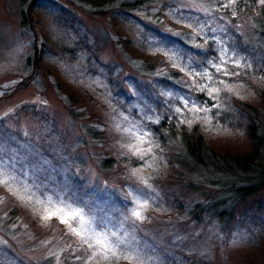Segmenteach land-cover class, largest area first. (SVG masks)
<instances>
[{
	"label": "rangeland",
	"instance_id": "rangeland-1",
	"mask_svg": "<svg viewBox=\"0 0 264 264\" xmlns=\"http://www.w3.org/2000/svg\"><path fill=\"white\" fill-rule=\"evenodd\" d=\"M235 2L157 0L111 16L78 0H41L30 15L22 0H0V264H168L166 253L264 264V190L239 204L227 197L230 220L213 216L207 201L226 198L222 176L182 164L180 136L161 124L199 123L222 153L250 149L216 115L227 99L264 119L263 3L239 15ZM176 38L214 49L199 57ZM81 41L104 66L75 54ZM198 204L208 211L195 213Z\"/></svg>",
	"mask_w": 264,
	"mask_h": 264
},
{
	"label": "trees",
	"instance_id": "trees-1",
	"mask_svg": "<svg viewBox=\"0 0 264 264\" xmlns=\"http://www.w3.org/2000/svg\"><path fill=\"white\" fill-rule=\"evenodd\" d=\"M82 5H86L94 14H101L103 12L109 13L111 16L114 13H135V11H140L143 8H149L151 4H155L157 0H78ZM41 0H22L23 6L28 4V15L34 13V10H38L40 8ZM262 7L259 9L264 12V0H262ZM237 9L236 13L241 15L245 13H250L258 7L259 0H236L235 2ZM253 9V10H252ZM23 10V9H22ZM129 17H133L134 14H131ZM24 14V12H23ZM102 15V14H101ZM133 19V18H131ZM135 21L140 20L134 19ZM142 26L148 27L149 30H152L154 26H147L142 23ZM154 30H158L153 28ZM236 33L232 31V34ZM236 42L238 43L240 49L242 51L252 52L254 48L243 45L242 38L239 34H235ZM175 42L178 43L179 46H183L184 50L187 52H191L193 54H197L199 57H203L207 55V51H213L214 42L210 41L206 44V48L204 51H198L194 47H190L180 38L174 39ZM77 47V48H76ZM68 51H75V54L80 52L81 55H87L88 64L96 63L105 65L97 55L95 54V50L93 46H90L88 43L81 41L78 45ZM63 49H66L63 47ZM69 54H72L69 52ZM74 54V53H73ZM42 51H38L36 49L35 52V63L44 62ZM77 55V54H76ZM31 58V57H29ZM29 64H31V59L28 60ZM99 62V63H98ZM107 66V65H106ZM258 72H264V65L259 66ZM83 108L87 109V106H83ZM254 112L257 111L252 108L250 105H243L242 102L237 101L233 102L230 100H225L224 103H221L216 108V115L218 116L220 122L227 125L231 129H239L244 131L247 136L250 149L246 152H220L215 149L212 145V142L208 140V135L206 131L200 126L199 123H194L191 126H187L185 124H181L180 127L175 124L176 117L172 116L171 121H167L166 117L161 122V124H165V128L170 132V136H180V146L182 147V153L179 155V161L192 170H208L209 172H213L218 176H222V185L221 190L222 193L226 195L225 199H221L218 197V200L214 203V206L209 204V200L207 201V206L211 208L210 212L214 214L222 220H230L233 215V209L235 206H228L226 202L230 200L232 197L236 200V203L244 202L246 199L251 196L257 194L258 192L264 190V119L262 116L256 115ZM90 113V112H89ZM94 113L91 112L90 116ZM100 124V121L98 122ZM88 131L91 136L97 140L98 146H103L102 144H106V132L104 129L102 131L95 129L91 125H87ZM163 134V133H162ZM162 143L164 145L165 139L164 135H162ZM94 142V143H96ZM102 143V144H101ZM96 144V145H97ZM99 150V152H98ZM97 150V159L101 163V165L105 168L111 167L114 163L113 158H109L110 153H107L106 150L98 149ZM235 175H252L253 179L250 177L248 182L245 183H231L228 179V176ZM226 178V179H225ZM247 179V177H241ZM229 200H228V198ZM227 199V200H226ZM173 203L178 202L177 199L173 198L171 200ZM182 206V203H179ZM203 204V203H201ZM198 204L196 206L195 213L198 215L203 214V212L208 211L204 208L203 205ZM209 204V205H208ZM224 207V209H221ZM182 208V207H181ZM177 253V252H176ZM177 254L181 258L176 257ZM176 255L166 253L165 259L168 264H193V260L186 256L183 253H177Z\"/></svg>",
	"mask_w": 264,
	"mask_h": 264
}]
</instances>
